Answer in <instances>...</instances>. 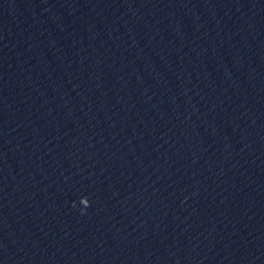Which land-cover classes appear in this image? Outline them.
I'll list each match as a JSON object with an SVG mask.
<instances>
[{
  "label": "water",
  "instance_id": "water-1",
  "mask_svg": "<svg viewBox=\"0 0 264 264\" xmlns=\"http://www.w3.org/2000/svg\"><path fill=\"white\" fill-rule=\"evenodd\" d=\"M0 264H264V0H0Z\"/></svg>",
  "mask_w": 264,
  "mask_h": 264
},
{
  "label": "clouds",
  "instance_id": "clouds-1",
  "mask_svg": "<svg viewBox=\"0 0 264 264\" xmlns=\"http://www.w3.org/2000/svg\"><path fill=\"white\" fill-rule=\"evenodd\" d=\"M80 204L83 205L84 207H87L88 206V200H87V198L86 197L85 198H81Z\"/></svg>",
  "mask_w": 264,
  "mask_h": 264
}]
</instances>
